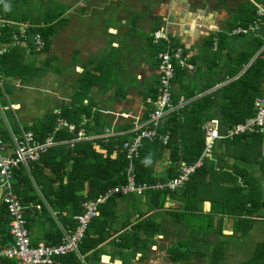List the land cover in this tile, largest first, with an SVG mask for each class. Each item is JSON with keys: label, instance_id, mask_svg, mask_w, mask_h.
Segmentation results:
<instances>
[{"label": "crops", "instance_id": "1", "mask_svg": "<svg viewBox=\"0 0 264 264\" xmlns=\"http://www.w3.org/2000/svg\"><path fill=\"white\" fill-rule=\"evenodd\" d=\"M7 2L14 3L4 0L3 5L1 4L4 10L0 11V38L5 37L2 36L4 32L1 28H7L5 33L9 32V35L6 37L10 39L7 41L0 39V56L9 52L10 57L6 59L7 61L10 59L6 68L8 70H14V65L19 67L20 64L33 63L38 71L32 76V69H27L28 78L25 80L19 73L13 72V75H8L6 71L0 70L2 80L0 137L3 145H6L5 153L13 155L15 141L24 131H31L41 142L51 135L55 143L41 152L35 162L50 147L58 144L72 148L77 142L92 141L97 150L104 152L94 140L100 139L107 143L111 137L124 136L126 137L124 142L134 137L130 129L133 128L136 119L144 120L145 102L147 97H151L145 94L153 91L154 86H158L157 62L160 50L156 45L164 41L153 42L152 33L155 29L164 27L172 47H181L183 53L188 55L187 61L193 64L192 69L178 66L182 89L189 91L194 89L196 92L189 100L216 91L237 79L264 50V24L251 33L238 35L230 33L235 27L249 25L256 17L257 7L264 9V0H59L53 9V19L50 22L53 25L50 43L46 50L44 44L40 51L34 47L32 36L38 31L33 29L50 24L49 21L41 24L23 18H12L14 15L7 14L9 13L6 8ZM86 21L92 22L90 30H81L80 35L77 32L73 33V27L77 23ZM22 23L29 25L25 39L20 37ZM14 35L23 42L15 44ZM42 38L45 43L46 40ZM259 39L262 45L257 47ZM243 56L246 62H243L241 68H236L234 76H230L229 72L237 66ZM126 69L134 74V79L132 76L127 78ZM98 74L104 79L103 87H96ZM119 75L122 81L117 77ZM207 83H211L209 88L205 87ZM83 88L87 94L80 103L77 91ZM259 88L263 90L264 95V78L259 82ZM180 99H184L183 95L179 97ZM185 102L187 101L184 100ZM75 105L87 106L91 111L89 117L81 115L79 126L66 117L67 113L70 118L74 117ZM95 111L102 117L101 132H87L84 124L93 125ZM48 115L54 116V122L51 129L41 138L39 130L44 128L45 123H49ZM212 119L219 121V129L222 132L226 127L232 126L221 124L222 119L218 113L210 120ZM60 120L72 124L75 130L83 129L88 139L72 141L75 133L61 125ZM126 123L130 125L124 127ZM115 125L124 128L115 129ZM55 127L58 129L55 130ZM105 129L114 133L107 140L100 137ZM61 133H64L65 137L55 139V136ZM158 133L164 135L159 130ZM68 134L72 136L68 137ZM245 134H264V130ZM155 139L160 140V136L157 135L151 140ZM119 151L123 152L122 145ZM169 161L167 153L159 159L157 177L164 175ZM182 162L178 163V170ZM28 164H22L27 172ZM242 166H245L253 176L262 178L263 192L259 197L263 203L248 214L246 212L240 214L232 207L231 201L236 196L229 194L224 195L230 198L228 208L211 209V202L204 201L201 209L182 211L183 221L175 223L167 213L169 211L167 206L177 203L175 200L169 199L165 203V209L153 210L145 203L147 196L144 194H116L117 205L111 224L109 223V232L107 231L109 236L98 246L101 251L99 259L94 264H264V178L260 172L262 168L256 163ZM66 180L65 177L64 182ZM241 180L238 179V182ZM32 183L35 191L40 193L33 180ZM84 185L86 187V181ZM106 191L84 201L93 200ZM83 192L85 191H81ZM17 198L19 199L18 196ZM42 200L48 217L41 216L36 223L33 222L31 228H28L26 221L29 237L36 243L34 245L46 244L40 232L54 230V227H50L45 220L46 218L49 221L51 217L61 229L62 237L57 243L46 245H59L66 235H72L76 231L78 221L75 215L85 211L82 206L84 201L81 203L82 211L78 214H72L71 205L68 206V210L61 212L62 216L71 217L76 222L74 230L69 231L61 226L57 212L44 199ZM104 202L98 205V214L93 218L99 215V206ZM1 204L4 205L0 200ZM36 207L40 208L39 205ZM4 208L6 209L5 205ZM7 216L9 217L8 212ZM185 216L188 217L185 219ZM192 218L196 220L192 221ZM143 219L161 223L162 233L148 238L142 229H133V226ZM188 219L191 221L187 223ZM8 226L10 232V221ZM180 227L184 229L185 236L181 237L179 234ZM251 230L252 237L249 239ZM178 240L181 244L179 250L184 253L179 259L170 258L168 249ZM12 242L11 235V241L0 244V248L7 247ZM80 242L81 240L77 246ZM70 252H75L82 264H87L84 257L91 254L89 251L81 255L77 247L67 253ZM56 259L55 257L51 264H60Z\"/></svg>", "mask_w": 264, "mask_h": 264}, {"label": "trees", "instance_id": "2", "mask_svg": "<svg viewBox=\"0 0 264 264\" xmlns=\"http://www.w3.org/2000/svg\"><path fill=\"white\" fill-rule=\"evenodd\" d=\"M3 1L0 0V11L3 9L1 6ZM16 1L19 0H13L12 2ZM7 14L12 16L10 13ZM12 18L16 17L13 16ZM51 21L52 19L49 20V23ZM47 25L37 26L33 29V31L41 33V36L46 40L45 50L48 48L53 33L52 23ZM1 29L4 32L2 36L5 37L0 39L9 40L10 38L6 37L9 32L8 34L5 33L7 28ZM261 45L262 41L259 39L257 47ZM156 46L160 51L165 48L164 43ZM8 56L10 57L9 52L0 56V70L6 71L8 75H13V72L19 73L27 80V69H32V76L37 74L38 69L33 66V63L20 64L19 67L14 65V70L6 69L10 63V59L6 60ZM245 60L244 56L240 58L237 66L229 72L230 76H234ZM178 71L177 66L172 81L171 100L174 105H177L179 97L183 95V100L187 102L176 106L174 110L170 111L164 117L163 123L158 129L161 134H169V141L166 145H163L158 139H143L139 155L133 159V173L137 184L170 179L178 174L179 162H194L201 155L204 148L205 135L201 127L205 122L215 117L217 113L222 119L221 124L228 126L243 121L254 114V98L263 94V90L259 88V82L264 78V50L261 52V56L257 57L256 61L237 79L226 83L216 91L193 100L189 99L193 98L196 92L194 89L190 91L182 89ZM175 84L177 88H175ZM210 84L207 83L205 87L209 88ZM84 89L77 91V98H79L78 102L80 103L87 94ZM157 89L158 86H154L153 91L147 92L145 96L149 95L152 99H155L158 93ZM145 107L144 119L148 117L150 105L145 102ZM90 113L91 111L87 106L75 105L74 117L70 118L68 113L66 117L79 126L81 115L84 114L89 117ZM53 117L48 115L47 120L49 123H45L42 130L40 128L41 138L46 131L51 129L54 122ZM93 120L94 123L91 126L88 123L84 124L87 132H101L100 126L103 125L101 114L95 111ZM129 125V123H126L124 127ZM114 127L115 129L124 128L119 125ZM71 136L68 134V137ZM60 137H65V134L56 135L55 139L60 140ZM125 138L124 136L111 137L107 143H103L100 139L94 140L96 141L95 144L99 145V149H104V152L97 150L92 141L77 142L72 148L64 144H58L50 147L46 153L40 156L38 161L29 162V172L26 171L24 165L14 169L13 186L21 203L26 206L24 218L27 221L28 228H31L33 222L36 223V220L41 216L48 217L47 209L42 200L44 199L57 212L61 226L69 231L74 230L76 222L71 217L62 216L61 212L63 210L71 205L72 214H78L82 211V201L94 198L99 193L125 182L128 160L124 152L119 151ZM166 153L170 160L169 164L164 171V175L157 177V162ZM249 163L258 164L262 168L260 172L264 178V134H238L231 139L219 140L214 145L211 156L203 160L202 165L190 175L183 185L174 190L166 188L162 190L148 189L144 193L147 196L145 203L153 210H162L165 209V203L169 199L175 200L177 203L167 206V209H169L167 213L175 223L183 221L182 211L201 209V204L204 201L209 200L211 202V209L224 210V208H228L230 198L224 197V195L229 194L236 196L231 201L232 207L237 209L236 211H239L240 214L243 212L252 213L263 203L261 197H259L263 192V186L261 184L262 178L253 176L245 166H242ZM65 177L67 182H64ZM31 179L40 193L35 191ZM238 179H242V181L239 183ZM84 181L87 182L86 187ZM81 191L85 192L81 193ZM117 196L116 194L109 196L99 206V215L91 219L84 231L81 242L77 246V250L81 255L91 251L90 255L84 257L87 264H94L99 259L101 250L98 246L109 236V223L111 224V219L115 215ZM37 205L40 206L39 209L36 207ZM45 220L50 227H54V230L47 229L40 233L43 234L46 244H55L62 237L61 229L51 217H49L50 222L46 218ZM9 221L10 218L7 216L6 209L1 204L0 244L11 241ZM138 228L142 229L148 235V238L153 237L155 234H161L163 231L161 223H154L149 219H143L133 226V229ZM30 242L31 245L36 244L31 239ZM176 243V248L171 247L168 249L169 257L173 259L181 258L184 253L179 250L180 241L178 240ZM56 258V261L60 264H82L75 252ZM0 264H14V261L0 259Z\"/></svg>", "mask_w": 264, "mask_h": 264}, {"label": "built area", "instance_id": "3", "mask_svg": "<svg viewBox=\"0 0 264 264\" xmlns=\"http://www.w3.org/2000/svg\"><path fill=\"white\" fill-rule=\"evenodd\" d=\"M255 19L246 27H235L231 29L232 35L247 34L256 31L264 24V9L257 7ZM21 38H26V31L29 27L27 23L20 24ZM152 40L154 43H159L163 40L165 48L158 53L157 72H158V89L155 99L147 97L146 102L150 105L148 117L144 120L136 119L133 122V128L130 132L134 134L131 140H126L122 144V151L128 160L126 182L115 185L107 190L104 194L96 197L93 200L84 201L82 206L85 211L81 214L75 215L78 221L76 231L72 235H66L64 240L59 245L38 244L31 245L29 232L24 218L25 206L19 201L14 193L13 174L14 169L19 168L20 165H27L30 161L38 158L39 154L43 152L48 146L53 145L55 141L51 135L41 142L37 140L31 131H24L21 137L15 141V149L13 155L6 154L5 146L0 137V200L4 203L9 218H10V233L13 237V242L7 247L0 248V259H12L15 264H51L55 257L65 254L68 251L74 250L77 243L84 235L89 221L98 214L97 207L104 202L112 194L120 195H143L148 189H170L174 190L183 185L191 174L199 168L206 157H210L216 141L225 138H233L238 134H245L250 132H261L264 130V95H259L254 98L253 108L254 114L245 120L238 122L232 126L226 127L222 132L219 129V121L212 119L202 125L204 130V148L201 155L192 163L182 162L179 166V172L176 176L163 180L148 183L137 184L133 174V159L138 156L139 149L142 146L143 139H154L157 135L160 136L162 143L166 144L169 141V134L160 135L158 128L163 123L164 117L178 105L184 103L183 99L174 105L171 100L172 81L175 76V68L177 66L188 69L193 68V64L189 63L188 55L183 53L181 47H172L170 38L165 32L164 27L153 31ZM15 44L21 41L14 35ZM34 47L40 51L44 46V40L40 33H35L32 36ZM0 86L2 80L0 79ZM1 119V113H0ZM61 125L68 127V129L75 133L74 140L88 139L83 129L75 130L72 124L65 120L59 121ZM58 127H55L57 130ZM114 135L109 129H105L104 137Z\"/></svg>", "mask_w": 264, "mask_h": 264}, {"label": "rangeland", "instance_id": "4", "mask_svg": "<svg viewBox=\"0 0 264 264\" xmlns=\"http://www.w3.org/2000/svg\"><path fill=\"white\" fill-rule=\"evenodd\" d=\"M10 2H12L13 0H8ZM59 1V0H58ZM57 0H19L16 1L14 3H8V5L6 6V8H8V11L10 14L14 15V17L16 18H23L26 19L32 23H45L47 20H51L53 19V9L57 6L56 3H58ZM3 8V7H2ZM5 8V9H6ZM4 10V8H3ZM91 21H86V23H77L74 27H73V33H78L81 30H90V27L92 25ZM77 28V29H76ZM117 72V71H116ZM126 73H127V78L134 77V74L129 73V69H126ZM120 81H122V77L121 75L117 76ZM92 79H94V77H92ZM134 79V78H133ZM103 78L101 76V74L97 75L96 78V87H103L104 85H102L103 83ZM133 82V80L131 81ZM93 95V93H92ZM92 95H90L92 97ZM6 147V145H5ZM158 167V165L156 166V168ZM241 180V179H239ZM242 181V180H241ZM188 216H185L184 218L186 219ZM196 218H192V221H195ZM191 221V220H187V223ZM179 234L182 236H185V231L184 229H181V227L179 228ZM252 237V230L250 232V236L249 239ZM177 241L173 242L172 246L173 248L177 247ZM179 246V245H178Z\"/></svg>", "mask_w": 264, "mask_h": 264}]
</instances>
